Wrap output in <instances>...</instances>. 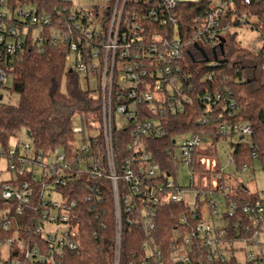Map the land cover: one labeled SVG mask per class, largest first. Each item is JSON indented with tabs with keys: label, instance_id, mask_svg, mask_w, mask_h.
I'll use <instances>...</instances> for the list:
<instances>
[{
	"label": "built area",
	"instance_id": "1",
	"mask_svg": "<svg viewBox=\"0 0 264 264\" xmlns=\"http://www.w3.org/2000/svg\"><path fill=\"white\" fill-rule=\"evenodd\" d=\"M64 1L63 8L39 12L34 6L27 8L31 5L0 0V88H7L11 65L21 55L65 46L68 65L80 74L91 96L100 100L101 115L88 122L77 116L76 138L69 149L61 146L42 153L27 134L17 137L15 149L8 151V167L15 176L0 187L2 197L12 201L7 212H14L17 227L13 236L0 241V264H50L67 249L78 251L80 196L94 210V204L104 203L107 189L114 220L111 264L121 263L127 226L144 233L142 264L225 261L236 257L237 242L244 245L245 264H264L260 239L264 200L234 199L238 193H233L223 168L218 165L208 170L205 166L210 158L204 151L211 140L202 135L170 134L168 129L169 119L192 105L191 65L217 68L223 63L221 43L224 50L226 36L239 28L232 22L238 20L260 33L262 17L254 12L240 14L227 0H211L210 8L194 19L193 42L178 28L180 0H95L86 6L78 0ZM192 43L200 48L202 59H195ZM262 48V42L253 47L255 51ZM203 79L214 80V72ZM199 98L205 108L198 123L207 124L213 117L222 136L238 137L237 142L252 136V126L236 118L238 107L229 89L224 94L203 93ZM179 136L183 138L178 143ZM177 166L191 175L190 186L178 181ZM22 175L26 180L19 181ZM62 189L75 196L69 199ZM37 190L39 197L32 204ZM52 192L59 198H52ZM177 204L190 209L180 216L181 224L190 220L196 224L182 239H175L165 254L154 236L158 211ZM7 212L6 229L13 226ZM231 229L235 235L228 241L225 237ZM251 245L258 247L257 253L248 251Z\"/></svg>",
	"mask_w": 264,
	"mask_h": 264
},
{
	"label": "trees",
	"instance_id": "2",
	"mask_svg": "<svg viewBox=\"0 0 264 264\" xmlns=\"http://www.w3.org/2000/svg\"><path fill=\"white\" fill-rule=\"evenodd\" d=\"M13 1L16 4L34 6L39 12H52L56 8L67 5L64 0ZM210 1L180 0L176 8L178 28L184 31L185 37L193 42L196 37L194 19L210 8ZM227 1L234 3L240 14L254 12L262 17L259 31L263 48L255 51L241 46L237 41V33L234 32L226 36L223 63L217 68L203 64L191 65L189 70L193 74L195 84V89L191 93L192 105L184 114L171 117L169 119L171 127L168 129L170 134L187 133L210 139L211 144L204 151L209 158L218 157L217 144L222 140H229L230 157L237 170H243L244 166L254 167L256 160H259L264 168V0H252L251 3H246L245 0ZM232 23L238 27L243 25L238 20ZM190 50L195 59H202L194 43L191 44ZM67 56V47L49 46L45 52H27L11 65L9 77L12 83L7 86V89L17 94L18 102L2 101L3 98L0 101V144L3 147L0 150L1 155H5L7 159H9L10 140L27 134V131L30 132V139L36 149L47 153L55 147L70 148L71 142L76 138L73 128L77 116L85 122L100 118V100L91 96L80 74L68 65ZM211 71L214 72V80L204 81V76ZM226 89L231 91V96L236 101L237 120L247 122L253 128V134L247 141L237 142L233 140V137L218 134L217 123L213 117L207 124L197 122L205 108L199 96L214 91L224 94ZM159 155L166 159L162 151ZM18 180H26V176L22 175ZM33 186L35 189H40V185L33 184ZM67 189L62 190L71 199L75 194ZM39 193L40 191L37 190L32 204L36 203ZM243 193L242 196L239 194L233 196L234 199L263 200L257 194L245 193L244 195ZM105 194L106 198L102 205H93L97 210H90V203L84 199L83 195L80 196V248L78 251L67 249L62 258L50 264L112 263L114 257L113 205L108 189ZM11 203V200L2 197L0 191V241L13 236L16 231L14 212L12 209L7 212ZM6 212L7 217L13 221V226L8 229L3 226ZM189 212V207L182 204L170 205L158 211L157 230L154 236L165 254H168L170 245L175 239H182L196 224L195 220L181 224L180 216ZM27 213L30 214L31 210ZM23 221L24 218L21 219V223ZM233 235L235 231L231 229L225 239L230 241ZM144 240L142 230L127 226L123 236L120 264H142L146 258V253L142 249ZM208 264H238V260L233 256L225 261L214 260Z\"/></svg>",
	"mask_w": 264,
	"mask_h": 264
},
{
	"label": "rangeland",
	"instance_id": "3",
	"mask_svg": "<svg viewBox=\"0 0 264 264\" xmlns=\"http://www.w3.org/2000/svg\"><path fill=\"white\" fill-rule=\"evenodd\" d=\"M81 5H90L95 2V0H78ZM32 6H27L30 8ZM233 32L237 33V41L238 43L249 49H253L254 46L261 44L260 33L256 30L249 29L246 26H242L236 29H233ZM259 38V39H258ZM12 83L11 77L8 78V82L6 86H10ZM84 84V83H83ZM96 82L92 81V88H96ZM3 95L2 101H8L10 103H17L18 96L15 93H11L7 88H0V95ZM77 124V120H75ZM80 137H78L79 139ZM183 137L179 136L177 138V142L179 143ZM234 141L238 140V137L233 138ZM17 143V138H12L9 143V148L11 150L15 149ZM0 148L3 149L0 144ZM218 149V157L210 158L206 160L205 166L208 170H214L219 165L223 168L225 172L226 181L230 187L233 189V193L237 192L242 196V193H251L257 194L261 199L264 200V168L259 160H256L254 167H250L246 170H237L235 164L230 160V152L231 146L229 144V140H222L217 144ZM38 170V168H37ZM176 176L178 181L184 186H190L191 184V175L186 171V169L182 166H177ZM15 173L12 172L8 167V159L5 155H0V185L2 182L9 180L14 177ZM198 177L195 176L193 178V182L195 185L198 184ZM243 191V192H242ZM242 192V193H241ZM51 197L54 199H58L59 196L56 192L51 193ZM260 239L262 241V257L264 258V228L260 234ZM236 247L238 248L235 252L236 257L240 264H245L246 261V253L242 249L244 247L243 243L237 242ZM249 252L257 253L258 247L256 245H251L248 248ZM7 256L6 248L3 249V257Z\"/></svg>",
	"mask_w": 264,
	"mask_h": 264
},
{
	"label": "water",
	"instance_id": "4",
	"mask_svg": "<svg viewBox=\"0 0 264 264\" xmlns=\"http://www.w3.org/2000/svg\"><path fill=\"white\" fill-rule=\"evenodd\" d=\"M199 48V47H198ZM200 49V48H199ZM221 50H222V52H223V43H221ZM205 55V54H204ZM206 60H208V58H206ZM27 135L29 136V137H31V134H30V132L29 131H27Z\"/></svg>",
	"mask_w": 264,
	"mask_h": 264
}]
</instances>
